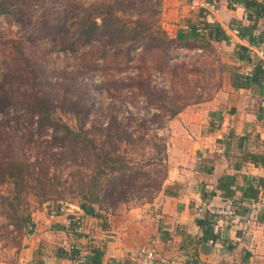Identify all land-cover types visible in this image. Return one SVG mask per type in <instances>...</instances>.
Returning <instances> with one entry per match:
<instances>
[{"label": "rangeland", "instance_id": "374dc122", "mask_svg": "<svg viewBox=\"0 0 264 264\" xmlns=\"http://www.w3.org/2000/svg\"><path fill=\"white\" fill-rule=\"evenodd\" d=\"M163 11L158 17H145L165 29ZM60 43L16 23L11 15L0 17V264L19 263L33 215L50 202H84L100 195L94 206L108 214L156 209L163 187L142 185L167 176L164 145L171 135L170 117L211 98L229 73L225 50L203 40L200 33L171 47L132 53L99 41L73 51L62 50ZM218 50L221 65L216 57L215 65L200 59ZM38 98L47 106H40ZM72 101L94 105L88 119L74 114ZM47 115L53 124L46 121ZM112 122L117 144L106 131H98L99 125ZM63 125L95 139L100 150L94 154L92 145H83L75 134L62 139ZM102 151L125 157L132 169L125 176L110 174L98 184L97 171L87 166ZM12 163L24 164L19 168L22 180L9 177ZM131 177L136 184L119 182ZM254 264H264V255Z\"/></svg>", "mask_w": 264, "mask_h": 264}, {"label": "crops", "instance_id": "0c3cea01", "mask_svg": "<svg viewBox=\"0 0 264 264\" xmlns=\"http://www.w3.org/2000/svg\"><path fill=\"white\" fill-rule=\"evenodd\" d=\"M216 2L213 8L208 0H198L200 7L188 0H163V27L174 37L188 32L199 12L200 19L202 10L208 12L226 39L216 40L215 33L210 38L208 32L202 37L221 46L230 65L223 87L170 120L168 173L156 209L108 214L93 205L91 213L80 201L50 202L33 215L18 264H77L78 255L83 264H140L135 251L141 245L154 247L169 264H254L264 255V188L259 184L264 179V77L233 84L234 75L254 72L252 58L264 63L263 21L257 12L264 0ZM234 21L237 29L230 27ZM215 57L221 65L220 50L200 59L215 65ZM226 176L234 206L242 216L253 208L252 221L220 217L213 227L206 222L208 211L226 206L219 185ZM251 185L259 189L260 205L246 197Z\"/></svg>", "mask_w": 264, "mask_h": 264}, {"label": "trees", "instance_id": "16d2710c", "mask_svg": "<svg viewBox=\"0 0 264 264\" xmlns=\"http://www.w3.org/2000/svg\"><path fill=\"white\" fill-rule=\"evenodd\" d=\"M216 1L217 0H208V3L215 8ZM247 4L251 5V2L248 1ZM162 8L163 1L160 3L157 1L154 2L153 0H95L92 2H88V0H0V17L11 15L18 24L36 28L44 36H54L60 39V48L67 51H73L78 47L87 46L92 42L99 41L111 49L132 53L138 49L153 50L161 49L166 46L171 47L174 45L175 41L179 43L185 42L189 40L192 35L198 36V33H200L202 37L205 32H208L210 38L212 34L215 33L216 40H222V38L226 39L225 32L208 19L209 13H204L205 10L201 11L202 19H200L199 12L197 21L194 24H189V28L187 29L188 32L183 30L178 33L175 39H172L169 37L168 32L158 24L159 19H157L158 25H156L154 21L149 23L145 17L146 15L150 17L160 16ZM258 11L259 16L264 14V5L260 6L257 12ZM133 17L136 18L133 19ZM230 27L237 29V22H232ZM198 30H201V32ZM238 54H240V57L242 56L239 51ZM251 62L255 65L254 72L250 77L234 75V87L239 86L238 80H241L243 84L247 85L250 79L255 80L259 77H264V68L262 67L263 65H261L263 62L257 57L252 58ZM85 102L86 101H72V111L74 114L82 115L86 120L94 110V105L92 106L91 103L88 107ZM37 103L40 106H47V102L42 98H38ZM178 113L179 112H174L170 120ZM44 118H46V121L49 120L48 122H50V125L53 124L52 118L48 115ZM55 125L57 128L58 124ZM63 126H65V130L63 131L65 134L61 135L62 139H65L67 135L75 134V137L78 138L79 136L81 138L79 142H82L83 145H92L91 148L95 150L94 154L100 150L98 149L95 139H89L86 136H82L80 133L76 134L74 131L67 128L66 125ZM99 126V134H103L101 132L106 131V136L109 137L112 142L116 144L119 142L116 135L114 140L112 132L114 127L113 122L105 127L103 124ZM58 132H60V129ZM127 140L129 141V136H127ZM166 144L167 143L164 145V149L167 153L168 146ZM114 150H118L117 146ZM75 152L77 154L81 153L76 147ZM21 166L24 168V164L17 163L9 166V168H12L8 171L9 177L22 180L20 175L23 173H20L19 170ZM90 166H93V169L97 171L96 177L98 179V184H100L101 181L103 182L104 178L109 177L110 174L125 176L126 173L132 169L131 162L118 154L116 157H112L111 151H102L96 157H93L91 165H88L87 168H90ZM27 167L26 165V168ZM165 180L162 182L150 180L151 182L149 184L142 185V187H148L150 189L158 187L161 189ZM119 182L125 185L128 184V186L136 184L134 177ZM230 182L231 177L226 176L220 180L219 185L226 200H231L234 205L233 198L235 193L230 187ZM37 184H41V181H37ZM259 184L264 188V179L259 181ZM246 197H248L249 201L253 204L259 203L260 195L258 187L251 185L246 191ZM89 200L90 201L85 200L82 202V206L86 210L88 209L89 212L95 213L93 205L99 202L100 195ZM237 209L239 210V208ZM242 210L246 211L245 208ZM206 222L214 227L218 221H214L213 217H209L208 215ZM99 254L100 252L97 251L96 255L99 256Z\"/></svg>", "mask_w": 264, "mask_h": 264}, {"label": "built area", "instance_id": "2783aa9c", "mask_svg": "<svg viewBox=\"0 0 264 264\" xmlns=\"http://www.w3.org/2000/svg\"><path fill=\"white\" fill-rule=\"evenodd\" d=\"M194 5H198V0H193ZM236 5V4H234ZM262 21H263V32H264V14L261 15ZM201 32V30H198ZM264 53L260 52V56H263ZM262 67L264 68V63H262ZM253 69H255V65L252 66ZM251 76V75H250ZM262 107L264 108V101H262ZM59 205H65L64 201H60L58 203ZM256 205V204H255ZM258 205V203H257ZM260 205V203H259ZM253 207V206H252ZM210 216L213 217L214 221H218L220 217H224L228 219L231 222H236L239 220H244L247 223L252 221V215L254 212L253 208H250L249 213L246 216H242L239 213V210L233 205L231 200L227 201V204L225 207L221 208H210L209 211ZM55 213V212H53ZM32 229V225L30 226ZM135 258L139 261L140 264H169V261L165 257H160L155 250L154 247L151 245H141L136 251H135ZM77 264H83L84 259L81 255H78L76 257Z\"/></svg>", "mask_w": 264, "mask_h": 264}]
</instances>
